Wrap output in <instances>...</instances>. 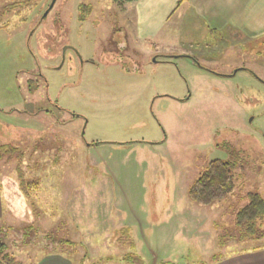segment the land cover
Here are the masks:
<instances>
[{
	"label": "rangeland",
	"instance_id": "rangeland-1",
	"mask_svg": "<svg viewBox=\"0 0 264 264\" xmlns=\"http://www.w3.org/2000/svg\"><path fill=\"white\" fill-rule=\"evenodd\" d=\"M50 2L0 0V144L18 150L0 161L4 251L211 264L264 245L234 226L247 192L264 198V36H230L205 67L153 65L127 2L55 0L42 17ZM213 158L232 163L234 188L201 205L187 189ZM17 167L38 178L28 196Z\"/></svg>",
	"mask_w": 264,
	"mask_h": 264
},
{
	"label": "crops",
	"instance_id": "crops-1",
	"mask_svg": "<svg viewBox=\"0 0 264 264\" xmlns=\"http://www.w3.org/2000/svg\"><path fill=\"white\" fill-rule=\"evenodd\" d=\"M125 4L132 12L133 44L149 59L154 57L153 65L201 68L204 65L197 59L215 61L214 55L224 50L230 36L246 42L264 36V0H134ZM186 88L191 90L187 81ZM39 264L72 263L56 252L46 254ZM211 264H264V245L230 250Z\"/></svg>",
	"mask_w": 264,
	"mask_h": 264
},
{
	"label": "trees",
	"instance_id": "trees-1",
	"mask_svg": "<svg viewBox=\"0 0 264 264\" xmlns=\"http://www.w3.org/2000/svg\"><path fill=\"white\" fill-rule=\"evenodd\" d=\"M118 3L134 0H114ZM83 8V7H82ZM81 10V8H79ZM83 10V9H82ZM83 17H79L82 19ZM16 147L9 144H0V161L8 162L17 152ZM19 188L28 196L29 188L38 184V178L23 176L17 167ZM234 188V175L232 163L213 158L209 160L199 176L189 185L187 197L201 205H211L214 202L224 200ZM264 222V198L257 191L246 193V202L236 212L234 226L238 232V240L246 241L264 237L261 231ZM5 243L0 239V264H18L10 252L4 251Z\"/></svg>",
	"mask_w": 264,
	"mask_h": 264
},
{
	"label": "water",
	"instance_id": "water-1",
	"mask_svg": "<svg viewBox=\"0 0 264 264\" xmlns=\"http://www.w3.org/2000/svg\"><path fill=\"white\" fill-rule=\"evenodd\" d=\"M54 1H55V0H51L50 4H49L48 7L46 8V10H45L44 14L42 15V17H44V16L47 14V12L51 9V7H52L53 4H54Z\"/></svg>",
	"mask_w": 264,
	"mask_h": 264
},
{
	"label": "flooded vegetation",
	"instance_id": "flooded-vegetation-1",
	"mask_svg": "<svg viewBox=\"0 0 264 264\" xmlns=\"http://www.w3.org/2000/svg\"><path fill=\"white\" fill-rule=\"evenodd\" d=\"M54 2H55V1H54ZM51 8H52V7H51ZM50 10H51V9H50ZM50 10H49V11H50ZM47 13H48V12H47ZM45 16H46V15H45ZM45 16H44V17H45Z\"/></svg>",
	"mask_w": 264,
	"mask_h": 264
}]
</instances>
